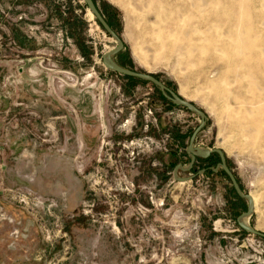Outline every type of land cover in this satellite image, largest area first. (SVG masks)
<instances>
[{"label": "rangeland", "instance_id": "374dc122", "mask_svg": "<svg viewBox=\"0 0 264 264\" xmlns=\"http://www.w3.org/2000/svg\"><path fill=\"white\" fill-rule=\"evenodd\" d=\"M95 2L116 61L207 114L195 146L224 152L264 233V0ZM85 6L0 0V264H264L220 157L174 178L200 117L108 70Z\"/></svg>", "mask_w": 264, "mask_h": 264}, {"label": "water", "instance_id": "95a60500", "mask_svg": "<svg viewBox=\"0 0 264 264\" xmlns=\"http://www.w3.org/2000/svg\"><path fill=\"white\" fill-rule=\"evenodd\" d=\"M85 5L87 6L88 10L92 13L94 18L96 19L97 23H99L100 27L112 38L116 41V46L105 53L102 56L103 64L104 66L117 74L123 75V76H128V77H133L145 82H149L157 86L159 89H161L162 94L164 97L171 102H173L176 106L179 107H184L187 108L189 111L192 113L198 115L200 117V124L198 127H196L195 131L191 135L189 145L187 147V154L191 158V161L188 166H184L183 164H179L175 167L174 170V178L180 182H189L193 181L194 176L190 177H185V178H180L178 177V172L179 170L183 172H191L197 158H209L210 156L217 154L220 157V162L217 164V167L211 168V170L214 173H218L220 169H222L230 178L233 187L235 188V191L237 192L238 196L241 199L247 200L248 201V206L247 210L243 212L238 218H237V224L239 228H241L243 231L246 233H249L254 236H258L264 239V233L258 231L256 228L252 227L246 220L249 217L252 216L254 212V198L251 194H246L243 192L242 188L240 187L237 179H235V175L229 168L227 162H226V157L223 151L220 149H202L199 147L195 146V140L197 139L199 133L204 129L207 123L208 116L205 114V112L198 108L195 104L191 103L190 101H187L184 99L179 93H176L172 90H170L164 82H162L160 79H158L156 76L151 75L145 72H140L137 70H133L127 67L122 66L115 60V56L118 55L124 48L125 44L122 38L118 35V33L108 24L106 21L105 16L102 14L98 6L96 5L94 0H83ZM206 168L199 171L198 174L205 173Z\"/></svg>", "mask_w": 264, "mask_h": 264}, {"label": "trees", "instance_id": "16d2710c", "mask_svg": "<svg viewBox=\"0 0 264 264\" xmlns=\"http://www.w3.org/2000/svg\"><path fill=\"white\" fill-rule=\"evenodd\" d=\"M95 1V0H94ZM96 3V2H95ZM97 5V4H96ZM86 8H87V6H85ZM107 22H108V24L115 30V25L111 22V21H109V20H107ZM99 24V23H98ZM100 26V25H99ZM117 56V55H116ZM115 56V57H116ZM116 60V59H115ZM120 64V63H119ZM122 65V64H121ZM124 78H127L128 80H130V81H134L135 79H136V77L135 78H133V77H128V76H125ZM136 80H139V79H136ZM155 86V85H154ZM157 87V86H156ZM214 155H217V154H214ZM218 157H219V155H217ZM220 159V158H219ZM226 162L228 163V166H230L229 165V161H228V159L226 158ZM206 168V167H205ZM211 170V169H210ZM206 171H207V168H206ZM212 171V170H211ZM213 172V171H212ZM214 173V172H213ZM222 175H224L225 177H227L228 178V180H230V178H229V176L224 172V171H222ZM230 182H231V180H230ZM232 183V182H231ZM231 192H232V194L234 195V198L238 201V202H240V201H242L243 199H241L239 196H238V194H237V192L235 191V188L233 187V184H232V187H231ZM242 230V229H241ZM243 231V230H242ZM243 232H245V231H243Z\"/></svg>", "mask_w": 264, "mask_h": 264}, {"label": "bare ground", "instance_id": "6f19581e", "mask_svg": "<svg viewBox=\"0 0 264 264\" xmlns=\"http://www.w3.org/2000/svg\"><path fill=\"white\" fill-rule=\"evenodd\" d=\"M90 12V11H89ZM91 13V12H90ZM92 14V13H91ZM93 16V15H92ZM94 17V16H93ZM247 222H248V218H247V220H246Z\"/></svg>", "mask_w": 264, "mask_h": 264}]
</instances>
